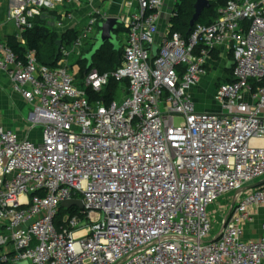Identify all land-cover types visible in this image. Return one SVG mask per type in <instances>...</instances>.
<instances>
[{"label": "built area", "instance_id": "2783aa9c", "mask_svg": "<svg viewBox=\"0 0 264 264\" xmlns=\"http://www.w3.org/2000/svg\"><path fill=\"white\" fill-rule=\"evenodd\" d=\"M14 2L16 39L45 19L61 46L48 66L0 33V71L40 131L34 141L0 122V262L264 264V236L244 238L264 207V183L247 188L264 179V0H227L186 37L160 30L163 0L127 1L120 66L90 68L82 88L66 60L91 49L106 11L94 0ZM212 60L234 63L209 89L218 110L198 111L191 90ZM110 80L125 82L121 98L91 103L86 89ZM229 195L213 240L208 208ZM65 200L82 208L58 218Z\"/></svg>", "mask_w": 264, "mask_h": 264}, {"label": "crops", "instance_id": "0c3cea01", "mask_svg": "<svg viewBox=\"0 0 264 264\" xmlns=\"http://www.w3.org/2000/svg\"><path fill=\"white\" fill-rule=\"evenodd\" d=\"M7 1V10L4 12L0 10V33L6 36L8 41L10 39H13L20 45L24 46L25 38H23V43L19 41V39L15 38L16 28L12 22L7 20L6 17L8 8L15 2L14 0ZM127 1H131L132 5L135 6V0H111L110 2H106L104 4H102L100 0H94V5H100L106 11L108 16H118L122 14V12H126L128 10L126 4ZM178 1L179 0H163V7L161 10V17L159 22L160 30L163 31L168 29L170 18ZM45 25H47V22ZM225 69L223 68L221 63L212 60L207 67L206 75L202 78L200 83L191 90V94L193 95L196 109L198 111L218 110L217 104L213 101L209 94V89L219 80L229 78L227 69ZM28 106L29 105L22 98V96L12 90L10 81L7 79L5 74L0 71V122L5 127L11 128L16 131L20 137H27L28 139L37 141L40 139V131L38 128L29 129ZM261 236H264V207L256 209L253 216V221L246 225L244 231L245 239H257Z\"/></svg>", "mask_w": 264, "mask_h": 264}, {"label": "trees", "instance_id": "16d2710c", "mask_svg": "<svg viewBox=\"0 0 264 264\" xmlns=\"http://www.w3.org/2000/svg\"><path fill=\"white\" fill-rule=\"evenodd\" d=\"M226 1L227 0H210V8L203 11L198 22L208 24L214 21L217 17V9L223 6ZM193 4L194 0H179L178 3H176L173 15L169 21L171 32H178L184 37L188 35V32L190 31L189 21L193 14ZM45 23V19H38L34 28L24 34V46L20 45L13 39H10L8 43L13 51L21 58H24L27 51L34 50L39 63L48 66H55L58 60V58H55V42L58 39V35L51 31ZM119 31L120 28H118V32ZM79 61L82 62L77 74L84 77L86 61L81 59ZM121 61V49L115 51L110 44L106 43L93 56L90 68H95L100 73L109 72L120 66ZM124 84L125 82L110 80L107 87L102 92L97 93L90 89H86V93L91 103H95L96 101H103L105 103L118 101L122 96V86H124ZM261 84H263V82L252 83L254 88ZM61 209L66 211L64 208ZM73 211L74 210L72 209L70 212L72 213ZM0 264L6 263L0 262Z\"/></svg>", "mask_w": 264, "mask_h": 264}, {"label": "water", "instance_id": "95a60500", "mask_svg": "<svg viewBox=\"0 0 264 264\" xmlns=\"http://www.w3.org/2000/svg\"><path fill=\"white\" fill-rule=\"evenodd\" d=\"M210 5H211L210 0H194L193 14L189 21V29H191L192 26L196 22H198L203 11L210 8ZM119 25H120V20L116 16H107L106 18H104L102 21L98 23V30L95 35V43L93 44L91 49L81 57V60L86 61L85 72L88 71L89 68L91 67L93 56L97 53V51L104 44L106 43L110 44L113 47V50L115 51H118L120 49L119 41L117 39V32H118ZM55 45H56L55 58H57L59 49L61 46L60 40H56ZM151 50H152L153 56H155L156 46H152ZM233 63L234 62L232 60L228 61L226 65V69L230 70ZM262 183H264V179L247 186V188H254V187L261 185ZM233 205H234V199L231 201L227 214L224 216L221 227L219 231L217 232V234L215 235V237L213 238V240H216L219 237L231 213ZM61 206L63 208H71L73 206H76L81 209L82 202L80 200H65L61 203ZM16 264H28V263L27 261H21V262H17Z\"/></svg>", "mask_w": 264, "mask_h": 264}, {"label": "rangeland", "instance_id": "374dc122", "mask_svg": "<svg viewBox=\"0 0 264 264\" xmlns=\"http://www.w3.org/2000/svg\"><path fill=\"white\" fill-rule=\"evenodd\" d=\"M7 7H8V1L7 0H0V10L2 12L6 11L7 10ZM121 32H118L117 33V37H121ZM81 58L75 56V55H72L70 58H68L66 61L67 63L70 65L72 71L75 73V79H74V84L75 86L77 87H83V83H82V79L83 77H81V75L77 74L78 73V70L81 66V62L79 61ZM227 73L230 74V70H227ZM215 81V79H214ZM222 81L219 80L217 82V85H219ZM121 98V97H120ZM29 109H31L29 106H28ZM231 195L229 196H226V197H223V198H220L219 200H217L215 203L211 204L209 206V211L210 212H216V214L214 215V219H215V223H214V227H213V233L214 232H217L219 230V227H220V224H221V214L220 212L218 211L219 208L222 207V209L224 210L226 208L229 207V203L231 201ZM225 212V211H224ZM68 214V211H65V210H60L59 212V216L58 218H61L62 216ZM85 226V222H81V224H79V227H84Z\"/></svg>", "mask_w": 264, "mask_h": 264}]
</instances>
